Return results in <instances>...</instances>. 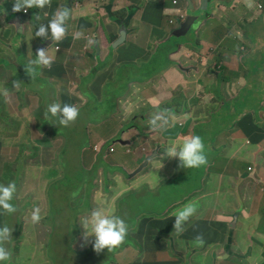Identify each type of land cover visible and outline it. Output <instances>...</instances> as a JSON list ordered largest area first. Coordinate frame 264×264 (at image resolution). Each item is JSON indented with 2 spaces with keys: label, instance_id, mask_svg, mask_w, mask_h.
Listing matches in <instances>:
<instances>
[{
  "label": "crops",
  "instance_id": "obj_1",
  "mask_svg": "<svg viewBox=\"0 0 264 264\" xmlns=\"http://www.w3.org/2000/svg\"><path fill=\"white\" fill-rule=\"evenodd\" d=\"M125 1L126 7L116 11L128 8L136 10V15L128 24L124 41L136 49V62L121 66L107 79H99L98 71L106 68L107 62H103L98 71H93L96 63L94 64L92 58L83 56V50L80 48L71 47L62 53L61 50H56L59 42H46L40 38L36 41L33 59L37 49L44 48L48 49L53 63L50 68L37 70L32 87L21 84L9 94L11 100L5 102L7 110L3 114L0 113V159L9 152L8 147H11L16 158L22 151L27 150L30 157L51 160L55 154L56 137L70 135L69 132L78 124L90 101L96 108H109V120L116 118V115H111L110 112L120 116L126 108H173L172 111L182 125L165 128L162 133H158L150 131V126L143 124L141 127L135 124L124 133L123 138L129 139L124 146L132 145L135 154L133 167L129 163L124 167V179L121 184L125 186V190L111 196L110 207L98 206L117 215L115 207L118 206V201L126 196L135 201H139L142 196L148 198L143 211L133 214L135 218L142 220V225H131L124 219L129 231L122 244V247L127 246V249L120 254L121 259L129 254L132 259L138 261L128 260V264H170L168 258H162V253L172 251L171 247L159 246L152 251L147 243V235L154 233V227L169 223L174 232L175 213L190 202L196 206L197 212L179 236L188 232V225L198 219L204 210L201 220L203 224L230 220L229 216L234 215L235 223L249 224L253 235L263 238L264 194L259 188L264 185V30L255 27L251 30L252 35L249 34L256 15L261 14V10L257 8L258 0H249L251 8L245 0H216L217 16L213 18L211 14L207 15L218 35L223 36V40L211 41L203 29L202 36L195 43L203 50V54L197 56L183 43L178 51L170 56L175 65L149 77H145L144 72H139L138 69L133 73V67L130 66L140 67L142 62L145 64L146 56L156 51L159 44L169 37L170 27L176 25L170 32L178 27L179 12L182 10L183 14H187L189 3L183 0L187 4L186 10L183 11L182 0H172L174 7L169 5L168 0ZM175 1H178V4H175ZM193 1L196 14L199 15V21L195 24L197 25L208 11H200L202 0ZM8 4L10 3L7 0H0L1 98L4 96L2 92L6 90L4 80L11 76V73L7 76L5 62L8 51L10 52L9 49L13 46L10 44L7 28L2 27L3 21L8 18V14L3 13V8L6 9ZM63 6L60 0H52L48 8L56 12ZM72 17L73 15L67 22L68 27ZM175 17H178L177 20ZM227 21L243 29L242 40L245 38L248 41L245 45L230 38L234 28L228 26ZM198 29L197 26L195 31ZM188 37L190 36L185 38ZM117 40L115 46L111 47V54L118 44L124 43H119L120 38ZM59 44L62 45V42ZM39 82L43 83L42 87H37ZM127 82H131L130 89L122 91ZM56 102L62 106L75 105L79 109V117L74 122L77 124L72 123L65 133L57 128L51 129L46 122L45 111L48 105ZM3 103V100H0V108H3ZM51 119L55 126H62L56 117ZM83 132L84 137L80 142L87 140L84 127ZM193 132L205 141L208 163L199 168H181L179 159L168 158L166 150L172 144V139L183 138ZM115 135L116 132L113 136ZM210 135L218 142L209 140ZM24 136L26 138H23ZM94 150L99 153L97 146H94ZM82 159L80 156V160ZM80 160L76 167L83 171ZM64 164L67 165L66 169L63 168L64 171L71 173L70 164L66 160ZM99 164L98 160L95 164L96 170ZM13 175L14 170L9 165L0 175V180L5 182L3 185L13 182ZM93 186L94 195L89 200L94 205H99L105 199L96 195L97 185L94 183L91 187ZM158 188L161 195L154 197ZM65 190L70 191L71 187ZM47 193L51 208L50 199L54 193ZM80 193L83 194L81 191ZM80 193L77 192L79 196ZM16 200L19 201L18 204ZM12 202L17 208L15 214L19 231L26 204L20 202L18 191ZM123 203L127 211L133 209L129 202ZM89 207L90 210L85 212L83 217L94 209L91 203ZM223 209L228 210L227 215L223 214ZM94 239V236L88 238L89 242ZM179 254L183 255V252L179 251Z\"/></svg>",
  "mask_w": 264,
  "mask_h": 264
},
{
  "label": "rangeland",
  "instance_id": "obj_2",
  "mask_svg": "<svg viewBox=\"0 0 264 264\" xmlns=\"http://www.w3.org/2000/svg\"><path fill=\"white\" fill-rule=\"evenodd\" d=\"M63 7L71 9L73 17L71 25L68 27L67 36L62 41V49L60 52H65L68 48L76 47L83 50V56L92 58L94 64H100L107 62V67L98 71L99 79H107L113 75L121 66L128 65L136 62L138 53L135 48L130 47L127 43L118 44L115 50L111 54V47L115 46L116 40H113L112 35L120 33V27L123 23L122 20L114 16V12L122 7H126V1L122 0H60ZM12 8L15 0H7ZM169 5L173 6L172 0H168ZM183 11L186 10L187 4L182 0ZM48 8V7H47ZM37 9H28L27 12H13L3 8V13L8 14L6 28L10 44L13 46L10 52L8 51L7 62L5 66L8 69L7 76L11 73V76L4 80L5 88L9 94L12 93L13 81H20L21 84H25L28 87H32L35 83L34 78L30 75L22 77V72L25 69V65L34 57V50L36 48V40L33 38V34L24 35L19 30L15 33L13 31V16H25L32 14ZM49 9V8H48ZM52 11V10H51ZM55 12V11H54ZM192 10H189L191 13ZM207 14H211L215 18L218 14V7L216 0H213L207 13L204 14L202 21L197 23L189 33L188 38H170L171 29L176 25H172L169 29V37L166 38L171 42H183L186 48L191 50L197 55L203 54V50L196 45L198 39L202 36L203 29L211 38V41L220 42L223 40V36L218 35L215 27ZM226 18L225 15H223ZM248 17V16H245ZM178 17L174 19L177 20ZM2 22V21H0ZM1 24V23H0ZM228 26H233L234 32L230 36L232 40H237L240 44L245 45L247 39H243V29L231 24L227 21ZM37 21L34 18V27L36 31ZM199 27L197 31L196 27ZM75 33H81L82 36L79 39H74ZM50 37V36H49ZM89 38H94L96 43L92 46H88L87 41ZM46 42H51V38L44 39ZM76 53V51H75ZM2 58V57H1ZM153 73V65H149L144 69V76L149 77ZM37 87H42L43 83L36 84ZM131 82H127L122 87V91H128L130 89ZM55 90L57 91V83L55 84ZM3 93V92H2ZM3 100V108H0V113L3 114L7 109L6 101L11 100V97H0ZM86 111L81 115L80 121L72 127L73 130L77 129L83 132L85 122H95L108 116L109 108H96L90 101L86 107ZM154 113H161L158 108H150V110H142V108H126V110L118 116L113 112L111 115H116L115 119L105 118L102 121L95 123V126L86 133L87 140H83L73 147L71 145V135L57 136L55 139V154L51 160L30 157L28 151H22L16 158V154L13 153L11 147H8V153L4 154L0 159V175L7 169L9 165L14 170L13 180L16 182L18 198L21 203L26 204L23 221L20 224L19 231L17 230L16 214L9 215L6 226L12 229V238L4 245L12 254L10 261L0 262V264H93L86 254L78 252V246L81 250H87L90 248V242L86 243L82 232L84 229L80 225L81 218L84 213L80 211L76 212L73 207L67 206L66 194L64 189L70 188L66 186L61 188L60 193L56 196V201L53 204L54 214L51 212V208L48 202V190L53 180L63 178V166L62 164L68 162L72 168L68 177L71 179L77 175L78 169L76 167L77 162L80 160V156L83 157L80 160L84 167L83 173L86 175L85 183L82 185V189L79 190L83 199L90 201L94 208L98 206L110 207L112 203L111 196L118 194L125 190V186H122L121 180L124 179V167L129 163L133 167V160L135 158L134 148L132 145L121 146L115 145V152L106 154H99L94 150V146L102 141H107L111 144V141L118 140L122 136L124 130L132 125L138 124L149 126V119ZM86 118V119H85ZM46 122L51 129L57 128L58 131L65 133L67 127L55 126L53 119L46 118ZM106 131H103L104 129ZM116 132V138L111 140V136ZM156 132L162 133V130ZM47 134V132H46ZM182 137H176L172 139V142L179 143L182 141ZM3 145H6L3 143ZM68 145V152L60 156L61 150ZM154 148V147H153ZM103 150V149H102ZM102 152V151H101ZM100 152V153H101ZM68 155L65 160L63 159ZM60 156V158H59ZM100 156H102V163L99 164L96 170V163ZM61 159V160H60ZM60 160V161H59ZM59 161V163H58ZM112 169L113 172L109 170ZM96 170V171H95ZM254 171V169L252 170ZM41 176V177H40ZM97 185L95 193L97 196L104 198L105 201L99 205H94L91 200L94 195V186ZM5 182L0 180V184ZM59 191H56V193ZM91 195V197H90ZM161 191L158 188L154 192V197H159ZM75 197H79V194H75ZM145 196H142L139 201H135L133 198L126 196L123 200L118 201V206L115 207L117 215L126 219L131 225H142V220L135 218L133 214L135 212L143 211L147 203ZM18 204V200H16ZM129 202L132 204L133 209L127 211L124 207V203ZM76 202H73L75 205ZM79 203H82L79 201ZM34 206L41 208L42 219L38 224L31 222V212ZM227 209H223V214L227 215ZM132 213V214H130ZM203 213L201 216L193 220L188 225V232L184 236H179L172 232L171 223L162 224L154 227V233L147 235L149 238L148 246L150 250H156L159 246L171 247L172 251L163 252L162 258H168L170 264H264V237H256L252 233V227L249 224L235 223L234 215H230V220H223L219 223L210 224L202 223ZM162 220V219H160ZM2 219H0V222ZM18 231L17 239H15ZM78 231V233H77ZM202 234L204 237V245L198 247L194 245V238ZM236 238L233 239V236ZM232 236V238H231ZM146 237V236H145ZM131 245L132 236L129 237ZM122 245L107 253L108 255L99 256L96 264H104L109 260V264H128V260L134 262L137 259H132L129 254H126L125 259L119 257V252ZM127 248V246H124ZM179 251L183 252V255L179 254ZM237 254H245L242 256H236ZM112 256L108 259V256ZM228 263H223V262ZM149 264V263H140Z\"/></svg>",
  "mask_w": 264,
  "mask_h": 264
},
{
  "label": "clouds",
  "instance_id": "obj_3",
  "mask_svg": "<svg viewBox=\"0 0 264 264\" xmlns=\"http://www.w3.org/2000/svg\"><path fill=\"white\" fill-rule=\"evenodd\" d=\"M245 2L249 8L252 7V4L249 2V0H245ZM51 3L52 0H15L12 11L27 12L28 9L37 8L32 12V14H42L46 11H51L47 8L51 6ZM71 15H73V13L71 12V9L67 7L59 8L56 10V12L53 11L48 24H41L38 30L35 32V37L43 39L51 38L53 42H62L67 36V22L71 18ZM185 15L186 13L184 12L183 14L182 10H180L179 19ZM14 17L16 16L10 18L12 19ZM172 23L174 22L172 21ZM124 27L127 30L128 25H124ZM81 36V33H75L73 38L79 39L81 38ZM59 43L57 44V46L61 47ZM95 43L96 40L94 38H89L87 41L88 46H92ZM57 46L56 50L59 51L57 49ZM52 63L53 60L48 55V49L46 50L44 48H39L36 51L35 59L30 60L28 64L25 65V71L28 75L34 78L38 69L50 68ZM19 86L20 81H13V87L19 88ZM2 94L6 98L9 96L7 90H4ZM172 109L173 108H163V110H160L161 113H154L149 119L150 131H157L165 128L171 129L177 125H182L177 120L175 112L172 111ZM45 117L48 119H51V117H56L58 119L59 125L68 127L79 117V109L75 105L64 104L62 106L60 103L56 102L48 105L45 111ZM129 128L123 131L120 139L113 140L114 138H116V135L111 137V140H113L111 141V144H108L107 141H102L97 145L102 143L103 145L106 144L107 153H114L116 142L117 144L124 146L119 142V140H129L123 138L124 133ZM166 156L168 158H178L179 166L186 169L199 168L208 163L207 155L205 154V145L202 137L198 135L194 136L192 135V133L185 135L182 141H180L179 143L173 142L167 148ZM16 192L17 186L14 181L10 182L7 185L0 184V209H2L4 213L11 215L17 211L16 206L11 202ZM73 195H75V193ZM196 212L197 208L191 202L185 204L181 209L177 210V212L175 213V220L173 225L174 232L177 235L182 234L186 230L185 225L196 214ZM30 219L33 224H38L41 221V208L39 206H34L31 212ZM80 225L84 229L83 237L86 243L88 242L89 237L94 236L95 239L92 242V245L94 251H96L97 253H101L105 249H107L108 252H112L115 249L119 248L125 242L129 231L128 224L123 218L113 213H109L104 207L94 208L90 214L81 218ZM11 238L12 229H10L6 225L0 228V262L11 260L12 254L4 246L6 242H9L11 240ZM193 243L198 247H202L205 243L203 235L198 234L194 238Z\"/></svg>",
  "mask_w": 264,
  "mask_h": 264
},
{
  "label": "trees",
  "instance_id": "obj_4",
  "mask_svg": "<svg viewBox=\"0 0 264 264\" xmlns=\"http://www.w3.org/2000/svg\"><path fill=\"white\" fill-rule=\"evenodd\" d=\"M5 8L8 9V11H11L12 6L7 5V6H5ZM257 8L259 10H261V14L256 15L255 20L253 21V23L251 25V29L249 31V34H251V35H252L251 30H253V28H255V27H258L261 30H264V0H258ZM52 14H53V11H46L42 14H29V15H25V16H16V17L12 18L13 19V24H12L13 31L16 33L19 30L20 32H22V34L27 35V36L29 35L28 41H30V34H33V38L36 41H38L40 38L35 37V32L38 30V28L41 24H45V25L48 24V21L50 20ZM135 15H136V10L134 8L122 9V10L114 12V16L116 18L122 20L123 23L121 24V27H120V33L117 35H112L111 38L113 40H117L118 38H121L123 31H127L126 28L124 27V25L127 26L133 20ZM35 17H36V21H37L36 31H35V27H34V18ZM6 23H7V21H3V23H2L3 28H6ZM67 31H68V26H67ZM49 36H50V32H49ZM172 37L177 38V37L171 36V34H170V38H172ZM177 39H182V38H177ZM182 44H183V42H174L173 43V42L169 41L168 39L164 40L162 43L159 44V47L157 48L156 51H153L151 54L146 56L145 64H143V62H142L140 67H136L135 65H131L130 67H133L132 72L134 73L135 69H138L139 72H144L145 67H147L149 65H153V73L152 74L165 71L166 69H168L172 65H175V63L171 60L170 56L174 52L178 51V49L182 46ZM9 50H12V48H10ZM137 50L139 52H142V50L140 48H137ZM102 66H103V63L96 64L92 68V70L98 71ZM125 66H127V65H125ZM26 75H27V73L24 69L22 72V77L25 78ZM158 110H163V108H158ZM107 117L108 116H106L102 119H99L95 122H90L89 120H87V122H85V124H84L85 132L90 131L95 126V123L102 121ZM106 130L107 129L105 128L103 131H106ZM69 133L72 136L71 145L73 147L75 144L80 142L81 138L83 137V134H82V132H80L77 129L72 130ZM192 135L195 136L197 134L193 132ZM208 139L209 140L211 139L212 141H214V143L218 142V141L214 140V136H212V135H210ZM203 142L205 145L204 139H203ZM67 152H68V145H66L61 150L60 156L66 154ZM103 152L107 154L106 144L103 145V150L99 154H102ZM102 161H103L102 156H100L99 162L102 163ZM62 166L65 169L67 167L66 164H62ZM109 171L113 172L112 169H110ZM68 172L69 171L65 170L63 178L51 183V186L48 190L49 192L54 193L50 199V204H51V209H52L53 214H54V210H53L52 206H53L54 202L56 201V196L60 193L61 188L64 189V187H66V186L71 187L70 191L65 190L67 206L73 207L76 209V212L80 211L81 213H85V212L90 210V207H89L90 201L83 199V197H81V195L79 197H75V195H73L74 193L76 194L79 190L82 189V185L85 183L86 175H84V173L81 169L78 171L77 175L71 179L70 177H68ZM89 187H91V185ZM56 191H59V192L56 193ZM259 191L264 194V185L261 188H259ZM79 201H81L82 203H79ZM73 202H76L75 205H73ZM8 217H9V215L4 213L3 210L0 209V219H2V221L0 222V228L4 227L6 225ZM77 233H78V231H77ZM92 242L93 241H90V248L87 250H81L80 247L78 246V248H79L78 252L81 254H86L89 257V259L92 261L93 264H96L99 256L108 255L107 253H112V252H108L107 249H105L101 253H97L96 251H94ZM126 249L127 248L121 247L120 249H118L116 251V252L120 251L119 257H120V254ZM111 257L112 256L109 255L107 258L111 259ZM109 263H110L109 260L104 262V264H109Z\"/></svg>",
  "mask_w": 264,
  "mask_h": 264
},
{
  "label": "water",
  "instance_id": "obj_5",
  "mask_svg": "<svg viewBox=\"0 0 264 264\" xmlns=\"http://www.w3.org/2000/svg\"><path fill=\"white\" fill-rule=\"evenodd\" d=\"M186 1L189 3V6L187 8V14L178 20V27L172 32V36L177 38H184L189 36V33L195 26L196 22L199 21V15L196 14L194 1L193 0H186ZM210 1L211 0H202V7L200 11H208ZM189 10H192V12L189 13ZM126 36H127V32L123 31L119 43L124 42ZM119 142L123 145L127 143V141H122V140H119Z\"/></svg>",
  "mask_w": 264,
  "mask_h": 264
},
{
  "label": "built area",
  "instance_id": "obj_6",
  "mask_svg": "<svg viewBox=\"0 0 264 264\" xmlns=\"http://www.w3.org/2000/svg\"><path fill=\"white\" fill-rule=\"evenodd\" d=\"M178 3V1H175V4H177ZM57 49L58 50H60L61 49V47L60 46H57ZM102 145H103V143L102 144H99V145H96L97 146V148H98V150H99V152L101 151V149H102Z\"/></svg>",
  "mask_w": 264,
  "mask_h": 264
},
{
  "label": "bare ground",
  "instance_id": "obj_7",
  "mask_svg": "<svg viewBox=\"0 0 264 264\" xmlns=\"http://www.w3.org/2000/svg\"><path fill=\"white\" fill-rule=\"evenodd\" d=\"M23 138H26V137L24 136ZM23 138H22V139H23ZM48 150H49V149H48ZM50 153H51V152H50ZM52 154H53V152H52Z\"/></svg>",
  "mask_w": 264,
  "mask_h": 264
},
{
  "label": "flooded vegetation",
  "instance_id": "obj_8",
  "mask_svg": "<svg viewBox=\"0 0 264 264\" xmlns=\"http://www.w3.org/2000/svg\"><path fill=\"white\" fill-rule=\"evenodd\" d=\"M15 239H17V234H16V237H15Z\"/></svg>",
  "mask_w": 264,
  "mask_h": 264
}]
</instances>
